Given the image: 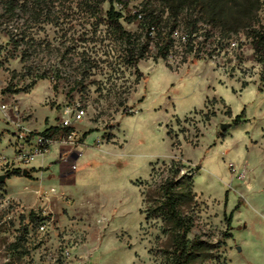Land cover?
<instances>
[{"label": "rangeland", "instance_id": "1", "mask_svg": "<svg viewBox=\"0 0 264 264\" xmlns=\"http://www.w3.org/2000/svg\"><path fill=\"white\" fill-rule=\"evenodd\" d=\"M152 10L154 38L135 16ZM167 16L159 0H0V102L18 103L34 132L67 104L86 110L76 160L53 146L25 166L30 176L0 163V264H173L172 223L148 213L173 161L201 164L180 210L188 242L209 248L202 264H264V82L252 37L264 0L215 18L187 8L176 30L189 35L199 19L194 50L178 39L160 56ZM12 131L0 110L2 154L13 153Z\"/></svg>", "mask_w": 264, "mask_h": 264}, {"label": "trees", "instance_id": "2", "mask_svg": "<svg viewBox=\"0 0 264 264\" xmlns=\"http://www.w3.org/2000/svg\"><path fill=\"white\" fill-rule=\"evenodd\" d=\"M15 5L18 0H4ZM89 3L96 2L97 5L102 4L105 0H86ZM168 10L165 27L167 30L159 31L157 34L156 46L158 54L166 56L169 50L174 46L173 32L176 30V24L182 18V14L187 8L195 10L200 8L204 15L215 18L232 11L242 0H159ZM109 21L112 23L117 32L123 37L128 38L129 33L124 30L120 18L123 16L118 10L111 7L108 11ZM137 16V14H135ZM162 20L159 14H155L154 10L149 11L143 20L147 22V29H156V26ZM199 19L194 18L189 21L191 25V33L188 35L189 51H193V34L197 31V23ZM185 34V33H180ZM253 47L256 56L262 64L261 81L264 82V27L252 29ZM143 54H140L142 57ZM137 61V60H136ZM244 110L236 116L235 121L239 122L244 116ZM46 128L44 131L48 130ZM201 169V164L194 168L185 169L179 161H173L170 167V175L161 184V199L154 205L149 206L148 213L152 216H161L172 223L174 230V248H173V264H202L208 255L209 248L199 239L191 242L187 240V223L183 217L180 205L182 201L192 198V179L196 172ZM12 174L21 175L23 170L15 168L11 170ZM10 176V175H8ZM27 176H30L27 173ZM34 216V212H31ZM232 214L227 217L228 228H233L231 224Z\"/></svg>", "mask_w": 264, "mask_h": 264}, {"label": "built area", "instance_id": "3", "mask_svg": "<svg viewBox=\"0 0 264 264\" xmlns=\"http://www.w3.org/2000/svg\"><path fill=\"white\" fill-rule=\"evenodd\" d=\"M137 18L143 20V13L138 12ZM148 34L154 38L155 29H148ZM172 38L174 42L178 39L187 42L188 34L173 32ZM0 110L6 121L13 125V153L10 155L0 153V163L7 169L20 168L24 170L25 166L32 164L38 156H45L49 153L53 146H56L58 154L68 152L65 160L68 159V156H75L76 160L82 155V151L77 148L75 143V139L80 135L76 124L81 123L86 115V110L80 104L63 106L59 122L41 132H34L25 126L18 103L0 102ZM74 169H76V164L73 165L70 172Z\"/></svg>", "mask_w": 264, "mask_h": 264}, {"label": "water", "instance_id": "4", "mask_svg": "<svg viewBox=\"0 0 264 264\" xmlns=\"http://www.w3.org/2000/svg\"><path fill=\"white\" fill-rule=\"evenodd\" d=\"M229 125H230L229 123H223L221 125V128L222 129H226ZM27 173H28V169H24L23 170V174L26 175ZM5 178H6V176L4 174L0 175V181H3Z\"/></svg>", "mask_w": 264, "mask_h": 264}, {"label": "crops", "instance_id": "5", "mask_svg": "<svg viewBox=\"0 0 264 264\" xmlns=\"http://www.w3.org/2000/svg\"><path fill=\"white\" fill-rule=\"evenodd\" d=\"M41 166H44V164H43V165H39V167H41ZM71 173H72V172H70L69 174H70V175H73V174H71Z\"/></svg>", "mask_w": 264, "mask_h": 264}, {"label": "bare ground", "instance_id": "6", "mask_svg": "<svg viewBox=\"0 0 264 264\" xmlns=\"http://www.w3.org/2000/svg\"><path fill=\"white\" fill-rule=\"evenodd\" d=\"M152 29H153V27H152Z\"/></svg>", "mask_w": 264, "mask_h": 264}]
</instances>
